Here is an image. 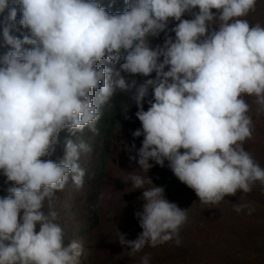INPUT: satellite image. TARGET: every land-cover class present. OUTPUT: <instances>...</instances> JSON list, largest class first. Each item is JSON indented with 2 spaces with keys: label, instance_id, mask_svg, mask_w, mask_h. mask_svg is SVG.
<instances>
[{
  "label": "clouds",
  "instance_id": "1",
  "mask_svg": "<svg viewBox=\"0 0 264 264\" xmlns=\"http://www.w3.org/2000/svg\"><path fill=\"white\" fill-rule=\"evenodd\" d=\"M257 2L124 0L113 13L101 0H0V174L10 184L0 196V264H78L81 244L65 243L56 193L69 181L83 187L79 161L92 147L77 134H99L102 108L118 90L139 109L132 135L143 136L142 146L127 151L141 171L167 161L204 205L264 186V167L244 147L254 133L245 98L264 112V25L247 19ZM161 33L163 44L153 46ZM122 59L119 70L109 66ZM61 145L63 155L51 159ZM122 180L143 189L144 204L136 213L142 232L127 240L118 231L120 245L130 254L179 245L187 209L148 175ZM245 209L254 211L234 205Z\"/></svg>",
  "mask_w": 264,
  "mask_h": 264
},
{
  "label": "trees",
  "instance_id": "2",
  "mask_svg": "<svg viewBox=\"0 0 264 264\" xmlns=\"http://www.w3.org/2000/svg\"><path fill=\"white\" fill-rule=\"evenodd\" d=\"M259 1V0H258ZM102 6L108 8L110 12H123L125 10L124 1L119 5L112 0H101ZM257 2L256 9L259 8ZM258 11L250 13L247 19L251 23H257L260 18H257ZM259 17V16H258ZM26 31V30H21ZM20 35L19 33H15ZM0 43H2V29H0ZM6 49L0 48V52ZM123 59L112 65L119 70ZM121 75L128 79L132 77L125 72ZM155 73L151 78H154ZM138 82L144 79L142 76L135 77ZM146 79V78H145ZM124 98L126 93L117 91L110 102L102 108V117L97 124L99 131L98 135H94L87 128L77 136L90 144L92 151L84 153L80 158L81 167L86 169L84 177V185L77 189L75 185L69 181L63 191L56 193L55 210L58 212L57 223L60 224L64 230L65 243L79 239V237L88 236L98 228L103 217L110 221L109 224L115 225L117 222L122 224L123 233L125 235L131 232L134 227V211L139 207V203L133 202V206L127 207L125 210H118L112 218V212L104 213V205L102 204V196L108 181L111 179L112 171V151L119 138L120 129L125 124L126 118L124 112ZM250 105H254L250 97L245 98ZM135 120V117H133ZM141 127H137L140 129ZM259 134H253V139L246 141L244 144L245 150L250 152L261 167H264V116L258 124ZM137 129H134L133 132ZM257 131V132H258ZM66 133L61 134V139ZM143 136L139 137L142 139ZM63 155V147L57 146L56 152L51 159L56 160ZM165 166L169 169L168 164ZM163 173L166 174L164 170ZM170 173V172H169ZM10 186L6 183V177L0 174V196H6V189ZM250 201H242L241 204L249 205L254 209L251 215L247 211L241 213L231 224V230L226 233V248L223 244H219L220 250L217 253H207L210 255V260L219 262L221 264H264V186L259 182L254 186L250 192ZM248 193V194H250ZM82 201V210L77 211L73 202L77 200ZM247 210V209H246ZM172 246V245H171ZM148 255L150 256V264H203L204 260L200 253L201 249L196 247L194 251L183 249L182 252L176 253L170 247V243L161 244L157 247H149ZM131 249L128 248L130 253ZM205 251V250H204ZM202 257V258H201ZM136 254H130L129 258L119 264H135L137 262Z\"/></svg>",
  "mask_w": 264,
  "mask_h": 264
},
{
  "label": "rangeland",
  "instance_id": "3",
  "mask_svg": "<svg viewBox=\"0 0 264 264\" xmlns=\"http://www.w3.org/2000/svg\"><path fill=\"white\" fill-rule=\"evenodd\" d=\"M112 1H115L119 5L124 0ZM258 3L259 8L256 9L258 11L257 18H260L258 23L264 25V0H259ZM183 18L191 19L192 17L186 14ZM174 26V23L170 24L169 29ZM169 34L173 37L175 35L172 32H169ZM163 41L164 33H161L158 38L152 40V45H162ZM109 66L112 67L111 64ZM142 78L145 79V77ZM130 96V93H126V98H124V109L127 112L128 118L125 124L122 125L117 143L113 147L111 179L104 189L101 200L104 205V213L112 212L110 217H108L110 219L115 215L116 211H123L130 205L133 206V202L139 203V207H137L133 214L135 217L134 227L129 234L125 235L127 240H135L138 234L142 232L136 213L143 210L144 201L141 199L143 189L134 190L131 187V182L126 184L122 179L125 178L127 173L131 172L145 177L148 175L154 185L164 188L166 199L188 211V222L181 228L179 233L181 243L177 245L175 239H173L165 244L170 243V247L176 253H180L182 252L181 250L189 248L194 251L198 247L201 249L200 255L204 257H201L204 260L203 264H221L210 260V255H207V253L219 252V244H223V248H226V233L231 230L232 222L242 213L235 212L234 205L241 204L242 201L252 200L250 197L251 193L245 194L238 191L235 196L225 197L219 205H204L199 202V198L192 189L188 188L175 177L170 168L167 169L164 167L165 164L161 167L150 160L149 162L154 166L148 173L141 171L139 165L129 159L130 154L135 155V151L131 153L127 151L133 143L136 149H139L142 146L143 140V137L139 139V137H133L132 135L134 129L141 127V122L135 115L139 109L131 100ZM151 98L150 90V95L147 99ZM250 98L254 103V98ZM148 107L149 104L146 100L144 110L146 111ZM251 107L252 111L249 114L253 118L254 133L259 134L257 127L264 116V112H257V105L255 103ZM133 117H135V120ZM162 170L166 172V174L163 173V177ZM146 187H150V185H146ZM82 201L78 199L76 202H73L77 211L82 210ZM245 211L247 210L245 209ZM109 222L103 217L96 230L88 236L85 235L76 240L81 244V255L78 258V264H119L125 261L126 258H129L130 253L128 252V248L122 247L117 239L118 231L124 234L122 224L117 222V224L111 225ZM149 251L150 249L146 246L141 252L135 253L138 259V263L135 264H140L141 257L146 254L148 255Z\"/></svg>",
  "mask_w": 264,
  "mask_h": 264
}]
</instances>
